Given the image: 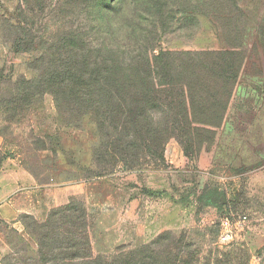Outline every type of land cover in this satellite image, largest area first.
I'll use <instances>...</instances> for the list:
<instances>
[{"label":"rangeland","instance_id":"rangeland-1","mask_svg":"<svg viewBox=\"0 0 264 264\" xmlns=\"http://www.w3.org/2000/svg\"><path fill=\"white\" fill-rule=\"evenodd\" d=\"M112 1L0 0V264H40L28 226L69 203L87 215L95 258L264 264V0H235L241 15L232 11L223 32L196 13L197 0H149L161 7L162 50L213 51L219 68L226 40L243 61L223 121L184 139L186 151L174 139L159 141L161 151L135 141L122 117L110 126L104 110L82 105L85 84L103 77L107 58L127 59L129 46L110 53L96 22ZM138 10L142 45L160 17L150 11L142 21L148 9ZM222 11L213 0L207 10ZM221 106H213V123ZM138 124L142 138L148 130L162 140L149 122ZM114 148L118 157L105 155ZM226 217L231 237L222 242Z\"/></svg>","mask_w":264,"mask_h":264},{"label":"trees","instance_id":"trees-1","mask_svg":"<svg viewBox=\"0 0 264 264\" xmlns=\"http://www.w3.org/2000/svg\"><path fill=\"white\" fill-rule=\"evenodd\" d=\"M121 2H126L131 8L128 13H121L116 0H113L108 5L101 6L102 10L99 8L96 22L102 23L106 40L112 42L107 47L110 53L119 50L118 45L123 42V47L129 46L124 50L128 60L123 62L107 58L101 68L103 77L99 81L85 84L86 95L82 99V105L93 113L104 110V114H101L102 121L110 126H114L122 117L123 128L130 124L134 126L131 138L135 141H143L161 151L159 141L163 143L174 139L186 151L184 141L192 133L205 132L223 121L232 91L229 83H236L243 61L233 60L234 54H231L226 40L223 43L226 51L221 53L223 59L218 58L219 68L213 64V58H217V53L213 51L174 53L162 50L157 40L158 31L165 30L161 7L154 8L153 4L149 6V0L146 5V0ZM197 2L200 8L196 13L208 18L221 32L231 24L232 11L241 15L235 0H213V10L216 5L223 10L221 17L207 12L212 0ZM140 5L148 9L145 17L141 18L142 21L146 20L150 11L161 18L150 24L147 39L142 45L139 42L143 37L138 32L141 26L137 22ZM236 26L239 27L235 24ZM214 105H222L216 123H213ZM142 120L149 122L154 130L160 132L162 140H158V144L155 142L156 136L148 130L144 132V138L140 136L142 125L138 123ZM113 138L118 136H112L111 140ZM116 145L117 143H110V146ZM115 150L114 148L110 153L106 151L105 155L110 158L118 157L120 154ZM149 152L153 153V150ZM155 153L157 154L156 151ZM112 154L113 156H109ZM32 223L34 227L28 228L37 240L42 258L40 264H120L119 260L93 257L88 240L87 215L79 205L69 203L52 211L44 223L37 224L33 219ZM123 264L133 263L128 261Z\"/></svg>","mask_w":264,"mask_h":264},{"label":"built area","instance_id":"built-area-1","mask_svg":"<svg viewBox=\"0 0 264 264\" xmlns=\"http://www.w3.org/2000/svg\"><path fill=\"white\" fill-rule=\"evenodd\" d=\"M231 222H230V219L228 217L226 218H223L222 221H221V229H222V232L220 233V240L222 242L224 241H228L231 237Z\"/></svg>","mask_w":264,"mask_h":264}]
</instances>
